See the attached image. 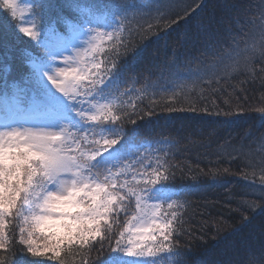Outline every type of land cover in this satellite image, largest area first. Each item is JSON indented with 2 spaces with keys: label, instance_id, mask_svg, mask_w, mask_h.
<instances>
[{
  "label": "snow or ice",
  "instance_id": "obj_1",
  "mask_svg": "<svg viewBox=\"0 0 264 264\" xmlns=\"http://www.w3.org/2000/svg\"><path fill=\"white\" fill-rule=\"evenodd\" d=\"M167 8L126 0H0V264H66L65 255L73 251L83 257L81 264H206L205 252L194 249L206 248L207 239L195 245L178 239L185 232L181 210L187 202L169 183L175 172L168 151L138 141L141 125L122 111L127 101L121 98L130 89L120 91L126 77L121 56L143 51L129 47L126 24L130 17L149 16L143 39L149 33L159 38L189 16L186 11L172 19ZM52 16L63 32L45 26L44 18ZM234 22L243 28L239 15ZM247 24L243 46L233 40L202 76L243 69L255 81L257 60L264 73V0ZM212 31L210 19L204 26L210 41ZM21 34L42 55L24 50L27 72L21 82L9 83V53ZM256 111L264 119V106ZM144 115L155 112L150 108ZM239 210L246 225L257 212L264 214V202L246 201ZM242 248L243 258L228 264H264V240L258 246L243 242Z\"/></svg>",
  "mask_w": 264,
  "mask_h": 264
},
{
  "label": "trees",
  "instance_id": "obj_2",
  "mask_svg": "<svg viewBox=\"0 0 264 264\" xmlns=\"http://www.w3.org/2000/svg\"><path fill=\"white\" fill-rule=\"evenodd\" d=\"M90 2L105 4L112 0ZM126 2L135 5L144 2L166 4L167 14L172 19L177 14L183 16L189 12L178 27L174 25L167 34L162 32L159 38L149 33L147 39H143L142 29L152 22L149 16L130 17L125 39L129 47L141 46L143 51L135 58L121 56L126 77L120 83V91L130 89L128 95L121 98L127 101L122 111L128 112L141 125L138 141L145 147L151 143L152 148L168 151L166 158L174 165L175 172L169 183L173 190L183 193L181 199L187 202L181 210L185 230L178 237L181 244H199L203 237L209 241L206 248L194 250L205 252L202 258L206 264L238 261L244 255L243 242L258 246L264 240L261 232L264 214L257 212L250 223L242 225L239 210L246 201L264 202V187H261L264 184L261 180L264 176V119L256 111L264 106V73L259 71V60L254 65L255 81L243 69L230 76L221 73L202 76V72L214 57L232 47L233 40L243 46L247 21L258 13L260 0ZM237 15L243 28L234 22ZM2 16L0 12V18ZM210 19L213 22L211 41L204 32V26ZM43 23L45 26L52 24L63 32V26L55 23L54 16L45 17ZM24 50L42 55V49L21 34V39L9 53V83L21 82L27 72L22 63ZM3 56L0 51V59ZM146 86L145 95L136 91ZM3 89L4 79L0 76V91ZM166 106L195 107L196 112L168 113ZM150 108L155 115L147 117L144 114ZM204 109L232 115H207ZM141 116L143 120L139 118ZM148 120L151 123L146 124ZM165 139L170 143H157ZM157 154L153 152L152 155ZM245 213L253 215L247 210ZM218 229L222 231L213 241L211 238ZM232 229L238 230L233 232ZM82 259L74 251L65 255L66 264H81ZM45 264L55 262L45 261Z\"/></svg>",
  "mask_w": 264,
  "mask_h": 264
},
{
  "label": "rangeland",
  "instance_id": "obj_3",
  "mask_svg": "<svg viewBox=\"0 0 264 264\" xmlns=\"http://www.w3.org/2000/svg\"><path fill=\"white\" fill-rule=\"evenodd\" d=\"M67 54H68V53H65V55H67ZM59 59H60V58H58L57 62H59Z\"/></svg>",
  "mask_w": 264,
  "mask_h": 264
}]
</instances>
